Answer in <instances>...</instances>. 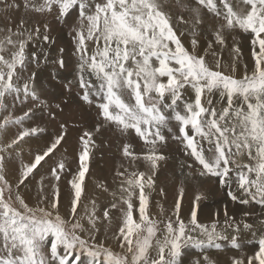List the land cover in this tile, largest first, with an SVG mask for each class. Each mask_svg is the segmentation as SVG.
Listing matches in <instances>:
<instances>
[{"label":"snow or ice","instance_id":"1","mask_svg":"<svg viewBox=\"0 0 264 264\" xmlns=\"http://www.w3.org/2000/svg\"><path fill=\"white\" fill-rule=\"evenodd\" d=\"M0 2L5 10L19 8L14 0ZM176 2L181 4V0ZM24 7L38 13L55 12L58 17L78 9L72 33L73 54L78 59L75 78L83 90L82 100L95 103L104 125L114 126L122 135L134 132L144 148L136 153L132 144H123L122 155L130 159L133 170L119 166L124 171L116 172L122 177L118 192L112 194L113 202L103 208L102 216L95 200L89 201L90 208L82 203L94 146L93 133L87 130L80 137L78 170L68 181L67 213L60 211L58 182L61 173L68 171L63 160L50 170L55 181L51 194L45 192V177H41L36 202L30 205L19 189L54 154L65 133L55 136L34 161L21 160L15 183L7 178L8 163L20 156L21 144L45 131L38 124L32 126L34 108L22 106L32 103L39 108L48 102L37 88L36 72L29 71V64L39 65L36 52L27 51L41 36L39 27L29 31L21 21L15 30L0 28V264H181L187 247L220 249L218 241L229 237L218 230L219 212L210 223L198 220L200 194L192 201L187 218L181 215L183 187L168 214L159 202L158 216L149 211L146 189L154 190L159 162L166 159L159 150L167 142L165 130L192 158L193 163L186 165L189 170L201 177H218L221 184H228L235 172L236 190L228 192L231 200L264 207V0H194V5L181 4L190 13L188 19L166 11L163 0H24ZM201 10L216 21L213 40L203 49L196 38L205 24ZM177 25L191 31L190 47L182 42ZM44 27L42 39L48 42ZM236 31L248 34L253 62L251 67L243 65L240 76L236 75L239 46L232 49L231 64L223 67L214 50V45H225V32ZM63 52L60 48L61 55L53 61L60 69L65 68ZM189 90L191 97L185 99ZM216 94L220 100L214 103ZM48 115L55 119L54 112ZM102 126L98 123L95 131ZM60 127L63 130L65 125ZM137 160L150 172L137 170ZM159 195H166L162 188ZM112 209L120 213L112 236L119 251L98 239L101 225L112 223ZM223 215L225 229L235 233L231 246L239 250L241 223L243 230L251 231L253 225L237 222L227 208ZM260 223L264 225V220ZM257 244L251 254L232 257L231 264H264V233ZM193 264L217 262L203 255Z\"/></svg>","mask_w":264,"mask_h":264},{"label":"rangeland","instance_id":"2","mask_svg":"<svg viewBox=\"0 0 264 264\" xmlns=\"http://www.w3.org/2000/svg\"><path fill=\"white\" fill-rule=\"evenodd\" d=\"M14 2L19 5V8L13 7L7 10H5L4 3L0 2V28H12L15 30L21 21H23L25 28L29 31L39 27L41 36L34 39L29 44L27 49L29 53L33 51L36 52L37 57L39 58V65L36 63L29 64V71H35L36 77L41 78H36V81H40L38 90L42 89V98L46 99L48 106L36 108L32 103L22 106L25 109L27 107L34 108V114L31 121L32 126L38 124L44 128L45 131L38 136L26 138V140L21 144L20 149H18L21 153L20 156L14 157L11 162L8 163L7 178L15 183L17 179L16 170L19 168L21 160L24 163L34 161V156L37 153H42V151L50 145L55 136L63 131L65 133V138L61 144L58 145L54 154H51L50 157H47L45 161L41 162V165L34 170L33 175L30 176L25 184L20 187L19 191L30 205H34L36 202L37 192L40 187L41 177H45L43 181L45 185V192L50 195V185L55 183L50 175V170L58 162L63 160L68 171L61 173V179L58 184L62 197L60 211L62 214H66L68 210V194L70 192V184L68 181L72 179V175L78 170V157L82 148L80 137L83 135L84 131H90L93 133L94 146L91 148L89 172L85 177L86 197L85 199L82 197V203L88 205L90 208L91 205L89 204V201L98 199L96 202L100 209L98 215L102 216L103 208L110 205L114 199L112 194L115 191L111 188L115 185L119 187L121 183L122 177L117 176L116 172L117 170L124 171V168L119 166L123 165L128 167L130 171L133 170L130 159L124 158L122 155L123 144L126 142L132 144L134 151L136 153H140L144 148L143 142L135 135L134 132L130 131L128 135H122L114 126L104 125L102 119L98 117V109L95 103L89 105L82 100L83 90L79 87V83L75 78L78 59L77 56L73 54L74 42L72 33V27L77 22L78 9H72L66 17H58L55 12L38 13L33 11L31 8H25L24 0H14ZM39 2L40 0H36V3ZM7 3H13V0H7ZM45 25H47V34L50 37L48 42H45L42 39V35L45 32ZM215 25L211 26L208 30L205 28H199L196 32V38L199 41L206 42L213 40V31H209L211 29L214 30ZM177 30L178 33H183L181 35V40L185 46L190 47L192 33H185L189 29L183 25H177ZM33 35H35V33H33ZM224 35L226 40L225 45H219L216 48L221 54L227 52V58L221 59L222 67L231 64L230 60H232L235 55L232 51L234 46H239L241 49V56L237 66L240 64L243 68V65L246 63L249 67H251L253 62L250 55V42L248 34L236 31L232 33L225 32ZM60 48L64 49L62 54L65 61L64 69H60L58 65L53 63V61L58 59L61 55L59 53ZM218 56L221 57L220 54H218ZM209 62H212V60ZM54 72L56 73L55 78L53 77ZM241 74L236 75L240 76ZM69 80L72 81L71 84H68ZM190 97L191 91L189 90V92L185 93V99H189ZM57 104L60 105L59 108H56ZM49 111L55 113V119L49 117ZM17 114L21 113L18 111ZM98 123L103 126L100 128L99 132H96L95 127ZM61 124L65 125L63 130L60 127ZM164 135L167 138V142L159 150L165 155L166 159L159 162L158 169L169 163L181 165L179 178L185 186L191 185L189 197L192 198L190 199L194 200L199 191H205V196L201 195V200L198 204L199 206L200 204H205L207 207H212L213 205L219 204L221 200L240 206V212L243 213H239L240 217H242L245 222L253 225V229L251 231H243L242 237H240L239 233L240 244H243L241 243L242 241H246L248 244L247 246L245 245V247L241 246V250L243 253L247 252L254 242H257L254 241V239H258L259 235L264 233V225H261L260 223L261 220H264V207H261L259 204L253 202H250L248 205L233 202L229 197L228 192L230 190L235 192L236 190V184L234 182L235 172L231 173L232 179L228 184H221L220 178L218 177L199 176L194 169L189 170L187 168L186 165L193 163V160L191 157L185 155L184 148L180 142L172 139V133L167 132V130L164 131ZM245 162H247L246 158ZM144 165L145 164L142 160L135 161L137 170L141 171V168ZM189 171L193 172L191 176L188 175ZM167 174L168 175L166 176L159 177V182H161L165 187L166 196L168 197V202L165 203V205L162 204L165 209V214H168L172 209L173 202L177 196L176 193L178 192L175 189L176 185L172 187L170 183L175 179L169 177V172ZM146 194L149 195L150 213L158 216L159 209L156 207L157 202L152 201L154 197L153 190L149 191L146 189ZM239 195L240 193L238 196ZM185 200H189L186 194L183 198V201ZM136 203H138V201H136ZM78 211L82 213L83 209H78ZM110 212L112 223L109 225L105 222L101 225L98 239L104 240L108 245L119 251L116 247V240H114L112 236L113 233L117 231L120 223L118 219L120 217V213L115 209L110 210ZM244 213H249V215L245 218ZM136 215L138 214L134 213V217ZM211 220V218H208L200 222L210 223ZM85 224H87L86 221ZM219 229L220 224L218 225V230ZM226 231L231 232L232 229H226ZM253 232L256 233V236H253ZM232 235H234V233H231L228 236L229 239L227 241L229 244H225L224 246L221 245V249L215 248L213 252L215 254H220L221 257L225 259L228 258L227 260H230L233 256H240L238 252L234 255L233 250L226 252L223 248L231 245L230 238ZM195 254L196 252H192L190 247L185 248L181 257V264H193L194 260L199 259ZM204 254L209 257L211 256V259L215 258L213 255H210L212 254L211 251H204Z\"/></svg>","mask_w":264,"mask_h":264},{"label":"bare ground","instance_id":"3","mask_svg":"<svg viewBox=\"0 0 264 264\" xmlns=\"http://www.w3.org/2000/svg\"><path fill=\"white\" fill-rule=\"evenodd\" d=\"M189 32H191L190 30H188L187 32H185L186 34H188ZM200 42V44H199V46H200V48L201 49H203V48H206L207 47V43L208 42H206V41H199ZM219 45H214V50L217 52V54H220L221 55V57L220 58H227V52H225L224 54H221L216 48L218 47ZM208 60L210 61V60H212V57L211 56H209L208 57ZM230 61H232V60H230ZM213 62V61H212ZM78 63V62H77ZM243 72V68L241 67V65L239 64L238 66H237V72H236V74H241ZM75 74H76V72H75ZM37 79H41V78H39V77H36ZM43 82V81H42ZM41 82V83H42ZM39 83H40V81H36V84H37V88H38V85H39ZM44 85V84H43ZM40 86V85H39ZM43 87V86H42ZM39 89V88H38ZM220 100V97H219V95L218 94H216V95H214L213 96V102L214 103H217L218 101ZM205 147H207V145H205ZM180 168H181V165H179V164H176V163H169V164H167V165H165L164 167H162V168H160V169H158V170H156V176L154 177V180H155V188H154V190H153V199H152V201H154V202H159L160 204H164L165 205V203H167L168 202V197L165 195V196H160L159 195V190L162 188L163 190H164V192H165V187L163 186V184L161 183V182H159V177L160 176H166V175H168L167 173L169 172V174H170V176L169 177H172V179H175V180H173V181H171L170 183H171V185H172V187H174L175 185V189H176V191H179V189L181 188V187H183L184 188V190H185V194L187 193V192H189V194H190V190H191V185H187V186H185L184 184H182V182H181V180H180V178H179V172H180ZM168 169H170V170H168ZM141 171H145V172H150V169L146 166V165H144L142 168H141ZM166 179V178H165ZM180 187V188H179ZM112 190H114L115 192H117L118 191V187H117V185H115V186H113L112 188H111ZM194 189V188H193ZM114 193V192H113ZM110 194V193H109ZM165 194H166V192H165ZM177 195H178V192L176 193ZM184 194V195H185ZM236 194L238 195L239 194V192H236ZM186 195H188V194H186ZM192 196V195H191ZM85 197H86V194L84 193V195H83V199H85ZM190 198H192V197H188V199L189 200H185V201H183L182 202V211H181V215H182V217H188L189 216V209H190V207H191V205H192V199H190ZM96 202H97V200L98 199H94ZM198 204H199V202H198ZM225 208H227V211H228V215L230 216V217H233L237 222H245L243 219H242V217H240V214L239 213H241V214H243L242 212H240V206H237V205H234V204H232V203H228V202H226V201H223V200H221V202L219 203V204H217V205H213L212 207H207L205 204H200V206H198V220L199 221H204V220H206V219H208V218H211V219H213L214 218V214L216 213V212H219V220H220V231H223L224 232V234L225 235H227V236H229L231 233H233V231H231V232H227L226 231V229L224 228V224H223V221H224V219H225V217H224V215H223V213H224V210H225ZM245 211V210H244ZM245 216V215H244ZM245 218H246V216H245ZM241 226H242V231L240 232V237H242L243 236V223H241ZM235 234V233H234ZM258 239H254V241H257ZM221 245H225V244H229L228 243V241L227 240H221V241H218ZM239 242H240V240H239ZM241 243H243V244H241V246H244L245 247V245L247 246L248 244L246 243V241H242ZM230 246V247H229ZM229 246H225V247H223L225 250H226V252H229L230 250L232 251L233 250V253H234V255L238 252V254H242L243 252H242V250H241V248L239 249V250H237V249H234L231 245H229ZM257 246H258V244H257V242H254V244L251 246V248L247 251V252H245V253H243V254H251L256 248H257ZM243 248V247H242ZM190 249H191V251L192 252H196V254L195 255H197V258H202V256L203 255H206V254H204V251H206V252H212V254H210V255H213L215 258H213V260H215L216 262H217V264H231V259L230 260H227L228 258H223V257H221V255L220 254H215L213 251H214V249H215V247H205V248H203V249H201V248H195V247H190ZM221 249V248H220ZM208 250V251H207ZM217 250V249H216ZM244 251V250H243ZM218 253V252H217ZM209 254V253H208ZM211 257V256H210ZM230 257V256H229ZM234 257V256H233ZM236 257V256H235Z\"/></svg>","mask_w":264,"mask_h":264},{"label":"crops","instance_id":"4","mask_svg":"<svg viewBox=\"0 0 264 264\" xmlns=\"http://www.w3.org/2000/svg\"><path fill=\"white\" fill-rule=\"evenodd\" d=\"M163 2H164L165 10L170 11L173 16L183 15L186 19L190 18V13L183 10V8L181 7V4L194 5V0H181V4H177L176 0H163ZM201 15L205 21V24L200 28H203V29L205 28L208 30L209 28H211V26L215 25L214 18L206 10H201ZM179 26H182V25H179ZM212 31L213 29H211L209 32H212ZM186 194H188L187 196L189 197V192H187ZM198 194L205 196V191L204 190L199 191Z\"/></svg>","mask_w":264,"mask_h":264}]
</instances>
